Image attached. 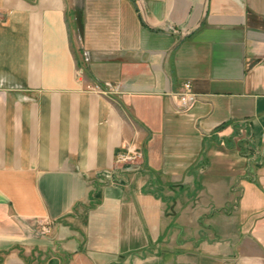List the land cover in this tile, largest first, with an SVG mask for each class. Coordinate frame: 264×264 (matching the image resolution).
<instances>
[{"label": "crops", "instance_id": "obj_1", "mask_svg": "<svg viewBox=\"0 0 264 264\" xmlns=\"http://www.w3.org/2000/svg\"><path fill=\"white\" fill-rule=\"evenodd\" d=\"M43 253L264 264V0H0V264Z\"/></svg>", "mask_w": 264, "mask_h": 264}, {"label": "built area", "instance_id": "obj_2", "mask_svg": "<svg viewBox=\"0 0 264 264\" xmlns=\"http://www.w3.org/2000/svg\"><path fill=\"white\" fill-rule=\"evenodd\" d=\"M80 73V71H78ZM179 104L183 108L190 107L196 100L197 95L192 91L191 83L189 81L183 82L181 89L177 93Z\"/></svg>", "mask_w": 264, "mask_h": 264}, {"label": "rangeland", "instance_id": "obj_3", "mask_svg": "<svg viewBox=\"0 0 264 264\" xmlns=\"http://www.w3.org/2000/svg\"><path fill=\"white\" fill-rule=\"evenodd\" d=\"M35 224H36V226H35V228H36L35 229V234H36V238H37L36 246H37L38 249L40 248V249L44 250V245L39 239H41V240L44 239L42 236L47 234L46 229L42 228V226L38 225V223H35ZM25 235H27L26 232H25ZM21 250L23 251V248H21ZM48 253H49V251H48ZM36 254H38L37 251H36ZM31 255H32V252H31ZM44 255H45L44 253L41 254V255H38L40 257H39L38 260H36L37 264H39V261L42 260Z\"/></svg>", "mask_w": 264, "mask_h": 264}]
</instances>
